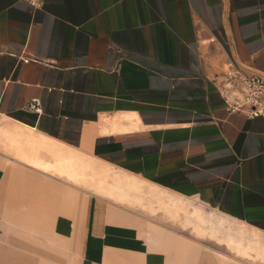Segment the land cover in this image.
Wrapping results in <instances>:
<instances>
[{
	"label": "crops",
	"instance_id": "obj_1",
	"mask_svg": "<svg viewBox=\"0 0 264 264\" xmlns=\"http://www.w3.org/2000/svg\"><path fill=\"white\" fill-rule=\"evenodd\" d=\"M236 68L264 77V0H0L1 116L264 236V116L219 91ZM14 179L0 170V264H166L105 199L32 214Z\"/></svg>",
	"mask_w": 264,
	"mask_h": 264
},
{
	"label": "rangeland",
	"instance_id": "obj_2",
	"mask_svg": "<svg viewBox=\"0 0 264 264\" xmlns=\"http://www.w3.org/2000/svg\"><path fill=\"white\" fill-rule=\"evenodd\" d=\"M20 161L31 167L25 170ZM4 169L15 176L10 189L26 192L32 214L56 207L68 211L78 189L105 199L112 209L109 221L136 227L148 250L165 253L166 264H264L261 231L0 115V170ZM19 172L31 177L19 181ZM46 174L58 178L57 187L45 183L46 177L39 183ZM105 262L139 264L141 256L108 252Z\"/></svg>",
	"mask_w": 264,
	"mask_h": 264
},
{
	"label": "built area",
	"instance_id": "obj_3",
	"mask_svg": "<svg viewBox=\"0 0 264 264\" xmlns=\"http://www.w3.org/2000/svg\"><path fill=\"white\" fill-rule=\"evenodd\" d=\"M38 6L42 0H26ZM220 94L231 112H241L248 117L264 116V77L256 72L231 69L221 81ZM28 109L40 111L37 99L28 103Z\"/></svg>",
	"mask_w": 264,
	"mask_h": 264
}]
</instances>
